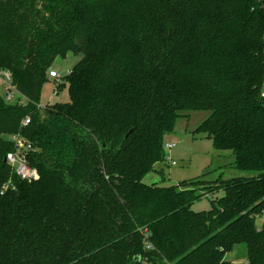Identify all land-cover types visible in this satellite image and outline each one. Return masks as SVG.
<instances>
[{"label": "trees", "instance_id": "1", "mask_svg": "<svg viewBox=\"0 0 264 264\" xmlns=\"http://www.w3.org/2000/svg\"><path fill=\"white\" fill-rule=\"evenodd\" d=\"M71 52L70 101L42 107ZM0 70L26 100L0 92V264H233L238 245L264 264V0H0ZM198 112L254 176L145 184ZM18 134L38 180L6 161Z\"/></svg>", "mask_w": 264, "mask_h": 264}, {"label": "rangeland", "instance_id": "2", "mask_svg": "<svg viewBox=\"0 0 264 264\" xmlns=\"http://www.w3.org/2000/svg\"><path fill=\"white\" fill-rule=\"evenodd\" d=\"M81 58V55L68 53L65 58H59L55 61L52 70L58 73L59 78H64L72 72ZM59 81V79L49 78L41 94L40 104L42 107L70 101L68 84L66 83L65 86L58 89L57 83ZM21 101L22 103L26 102L25 99ZM209 115L210 113L207 112L192 113L191 118L179 121L176 132L167 138V143L175 144L176 147L171 151L166 150L167 158L170 157L177 164L172 165L168 162L160 164L157 167H163V175L159 172L150 173L144 179L145 184H156L161 187L177 186L183 181L201 178L209 168L220 170L218 175H222L224 179L254 176V174L250 175V173L231 169L229 164L234 160L231 152L218 151L215 149L212 140L194 134L197 127ZM226 164L228 166L219 168ZM222 195V192L218 194L219 197ZM211 206V199L204 197L194 204L193 210L197 212L208 211ZM256 224L258 228L264 226V213L257 218ZM226 260L233 264H248L246 246H236L226 255Z\"/></svg>", "mask_w": 264, "mask_h": 264}, {"label": "built area", "instance_id": "3", "mask_svg": "<svg viewBox=\"0 0 264 264\" xmlns=\"http://www.w3.org/2000/svg\"><path fill=\"white\" fill-rule=\"evenodd\" d=\"M50 77L59 79L60 81L62 79L59 78L58 73L55 71L50 72ZM0 92L3 94L6 101L9 103L21 102V95L18 93V91L13 85L12 74L9 71L0 70ZM262 96L264 98V81L262 87ZM28 124H30V119L26 118L23 121V126H27ZM9 140L13 143L15 150L7 155L6 161L8 162V164L23 180H38L40 177L38 170L32 167L27 161L28 154L33 150L32 144L29 143L23 136L19 134L10 136ZM175 147L176 145L172 143L165 144V149L168 151L173 150ZM166 162L171 163L172 165L177 164L170 157L167 158V156Z\"/></svg>", "mask_w": 264, "mask_h": 264}]
</instances>
